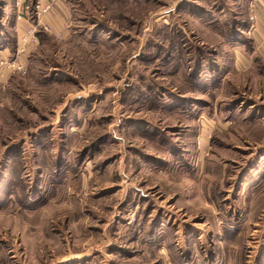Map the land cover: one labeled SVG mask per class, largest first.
<instances>
[{"label": "rangeland", "instance_id": "obj_1", "mask_svg": "<svg viewBox=\"0 0 264 264\" xmlns=\"http://www.w3.org/2000/svg\"><path fill=\"white\" fill-rule=\"evenodd\" d=\"M60 2L0 73V264H264V0Z\"/></svg>", "mask_w": 264, "mask_h": 264}, {"label": "crops", "instance_id": "obj_2", "mask_svg": "<svg viewBox=\"0 0 264 264\" xmlns=\"http://www.w3.org/2000/svg\"><path fill=\"white\" fill-rule=\"evenodd\" d=\"M53 2H54L53 3L54 6L50 10V12L47 13L41 19L35 18L36 20H34V24L33 25H31L30 23L27 22L26 17L21 18L22 20L18 19L19 21L16 22L17 23L16 24L17 25V27H16L17 32H16V34L14 33V38H13V40H14L13 42L15 44L14 50H12L11 49L12 47L10 48V46H4L2 48V50H0V52L7 54V53L11 52V50H12L13 55L16 56L17 52L23 49V52H21V54H19L17 56V59H19V60L21 59L22 60L24 57L26 58V52H29L30 50H32V48L34 46L38 45L36 42H38L37 38L40 37V35H42V37L43 36L47 37L48 35L46 33H48V32L53 34L54 31L64 30V26L66 24V18L60 12V10H61L60 4L62 5V2H60V0H58V1L57 0H53ZM254 2L256 3L257 0H254ZM47 3H49V2H47ZM62 6L65 7V5H62ZM240 15L243 16L242 14H240ZM68 17L70 18V14H68ZM243 18H245V17L243 16ZM246 19L247 18H245V20ZM259 25L261 27H264L261 23H259ZM44 26L49 27L50 31H46L44 29ZM32 30H34V33L30 32ZM37 31H38V33H37ZM43 33L46 34V35H43ZM253 34H254V37L256 39L258 37L259 40H260V38H263L262 28L258 27V29L254 30ZM36 36H38V37H36ZM259 40H258V42L260 43ZM12 43H11V45H13ZM6 44L9 45V43H6ZM263 45L264 44L260 43L261 47ZM244 61L245 60L240 58V61L238 62L239 66H240V64H241V67L245 66V62Z\"/></svg>", "mask_w": 264, "mask_h": 264}, {"label": "built area", "instance_id": "obj_3", "mask_svg": "<svg viewBox=\"0 0 264 264\" xmlns=\"http://www.w3.org/2000/svg\"><path fill=\"white\" fill-rule=\"evenodd\" d=\"M20 5H22V0H17V6H20ZM36 9H37V15L43 16L50 11V5L38 4V5H36ZM44 29L46 31H50V28L47 26H44ZM33 33H34V31H33ZM21 52H23V49L18 51V54H21ZM6 71L19 72V73H23V74L25 73L26 74L27 69L24 66V64L21 61H19V59H16L13 62H11V61L7 62L4 60H0V73H2L1 76Z\"/></svg>", "mask_w": 264, "mask_h": 264}, {"label": "trees", "instance_id": "obj_4", "mask_svg": "<svg viewBox=\"0 0 264 264\" xmlns=\"http://www.w3.org/2000/svg\"><path fill=\"white\" fill-rule=\"evenodd\" d=\"M242 23H244V21H242ZM42 35H40V37H41ZM42 38V37H41ZM14 41V40H13ZM12 41V42H13ZM13 45H12V49L14 50V48H15V44H14V42L12 43Z\"/></svg>", "mask_w": 264, "mask_h": 264}]
</instances>
